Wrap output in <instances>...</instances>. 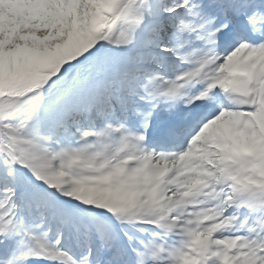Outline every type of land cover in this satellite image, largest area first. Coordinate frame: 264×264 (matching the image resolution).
<instances>
[{
  "label": "snow or ice",
  "instance_id": "1",
  "mask_svg": "<svg viewBox=\"0 0 264 264\" xmlns=\"http://www.w3.org/2000/svg\"><path fill=\"white\" fill-rule=\"evenodd\" d=\"M0 264H264V0H0Z\"/></svg>",
  "mask_w": 264,
  "mask_h": 264
}]
</instances>
